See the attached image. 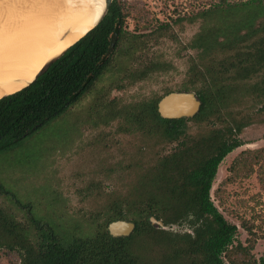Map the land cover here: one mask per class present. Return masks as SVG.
Listing matches in <instances>:
<instances>
[{
	"label": "trees",
	"instance_id": "trees-1",
	"mask_svg": "<svg viewBox=\"0 0 264 264\" xmlns=\"http://www.w3.org/2000/svg\"><path fill=\"white\" fill-rule=\"evenodd\" d=\"M224 11L232 16L233 21L214 32L201 34L192 47L200 50L201 56L205 58L219 50L223 53L233 51V61L230 66L224 61V66L218 63L222 69H218L215 64L208 71L206 69V75L211 74L210 79L201 71L202 86L197 87L199 77L195 76L192 85L186 84L182 88L183 91L194 89L202 102L200 112L192 118H162L158 112L162 97L140 101L121 109L117 107L118 110H110L109 105L107 110L103 105L101 99H104L102 94L107 93V85L104 89H100L99 85L107 75L114 76L115 72H119L131 82H138L165 66L158 63L144 65L147 53H135V46L141 44V36L144 35H134L124 29L125 17L132 12L120 0H114L104 20L34 84L0 100V155L57 120L89 96H94L96 108L102 107L105 111L106 122L121 118L130 128L147 136L159 135L170 142L183 140L176 151L161 157L152 171L139 178L138 187L134 186V190H138L134 200H130V195L114 208L102 212L104 223L89 225L93 231H86L85 236L72 234V225L66 229L64 224L63 228L56 223L41 224L43 216H34L31 213L33 206L31 210L30 206L18 202L0 183V194L11 196L20 208L27 209L30 214L28 223H23L0 206V249L17 255L19 263L13 264L250 263L246 257L249 249L242 245L233 247L231 233L223 238L212 239L215 241L213 244L206 239L190 240L204 229H229L211 200V190L221 162L230 152L243 145L236 135L242 132L247 122H234L223 129H209L205 134L191 136L187 134V123L213 122V118H222L224 109L233 100L247 97V92L252 88L248 83L253 78H257V81L254 82L252 94L257 103L264 102V20L256 25V20L264 17V0L228 4ZM168 26L162 24L161 27ZM114 34H117V40L110 51ZM255 38L257 40L253 41ZM251 40L252 45L244 46L245 42ZM142 44L143 49L144 41ZM127 54L135 55L134 60L138 65L136 71L124 64V55ZM242 91L246 92L242 94ZM169 93L173 92L167 95ZM262 97L263 100H260ZM256 165H259L258 179L264 190V148L249 151L244 158L237 160L232 167L233 176H240L244 172L248 176L254 172ZM151 217L168 227L187 224L192 232L167 231L156 227ZM120 220L135 224L136 229L130 237H114L110 234L109 224ZM246 228L252 232V227ZM250 260L253 259L250 257ZM251 264H264V254L259 260L251 261Z\"/></svg>",
	"mask_w": 264,
	"mask_h": 264
},
{
	"label": "rangeland",
	"instance_id": "rangeland-1",
	"mask_svg": "<svg viewBox=\"0 0 264 264\" xmlns=\"http://www.w3.org/2000/svg\"><path fill=\"white\" fill-rule=\"evenodd\" d=\"M120 1L132 12L125 17L124 29L134 35H144L139 41L141 44L144 41L145 47L142 49L143 44L135 46V53H147V58L144 63H139L165 66L138 82H131L119 72H115L114 76L107 75L99 85L100 89L107 85V93L102 94L104 99H101L107 110L108 105L110 110H118L140 101L163 98L168 92H182V88L190 85L195 76L199 77L197 87H200L201 71L206 75V69L208 71L213 64L217 67L218 63L224 66L223 61L230 66L233 51L223 53L219 50L205 58L192 44L201 34L214 32L233 21L232 16L224 11L228 4L248 0ZM42 4H33L37 11L33 5L30 9L34 10L28 11L35 15L44 6L42 12L45 13L48 3ZM218 4L221 6L217 7ZM263 18L256 20V25H260ZM162 24L169 26L162 28ZM252 44L251 40L245 42L244 46ZM129 55H124V64L136 71L135 55ZM222 68L218 66V69ZM206 76L211 78L210 73ZM256 81L257 78L251 79L248 84L252 88L247 92V97L233 100L224 109L222 118H213V122L187 123V134L191 136L205 134L209 129H223L234 122H247L242 132L236 135L243 145L230 152L221 162L211 190V200L229 229H204L190 240L211 241L231 233L233 247L242 245L249 249L246 256L249 264L264 254V190L258 179L259 165L248 176L247 172L233 176L232 167L249 151L264 148V102L257 103L252 94ZM246 91H242V94ZM191 92L196 93L194 89ZM104 114L102 107L94 106V96H89L0 155L1 185L18 202L30 206L31 210L33 206L31 213L43 216L41 224L56 223L62 228L64 224L66 229L72 225V234L85 236L86 231H93L89 225L104 223L102 212L114 208L130 195V200H134L138 193L134 186L138 187L139 178L152 171L161 157L176 151L183 141L170 142L159 135L147 136L130 128L121 118L106 122ZM0 206L16 215L19 221L28 223L30 214L27 209L20 208L11 196L0 194ZM246 226L252 227V232ZM164 227L167 231L192 232L187 224ZM213 243L215 241H211ZM17 262L19 258L15 253L0 249V264Z\"/></svg>",
	"mask_w": 264,
	"mask_h": 264
},
{
	"label": "bare ground",
	"instance_id": "bare-ground-1",
	"mask_svg": "<svg viewBox=\"0 0 264 264\" xmlns=\"http://www.w3.org/2000/svg\"><path fill=\"white\" fill-rule=\"evenodd\" d=\"M35 3H48V9L43 13L40 6L43 14H37ZM101 4V0H0V98L32 81L58 51L82 37L98 19ZM32 5L35 15L28 11Z\"/></svg>",
	"mask_w": 264,
	"mask_h": 264
},
{
	"label": "water",
	"instance_id": "water-1",
	"mask_svg": "<svg viewBox=\"0 0 264 264\" xmlns=\"http://www.w3.org/2000/svg\"><path fill=\"white\" fill-rule=\"evenodd\" d=\"M101 10L99 13V17L94 23V25L86 31L82 37L77 39L74 42H71L65 45L60 51H58L55 56L48 62L46 65L42 67V69L37 73L35 78L26 83L21 89L14 93L6 94L0 98H3L15 95L26 89L27 87L34 84L48 69L58 61L62 56L68 52L70 48H72L75 44H77L81 39L87 36L91 31H93L106 17L108 14L110 7L112 6L114 0H101ZM77 24H74L66 29L65 34H70L75 28ZM117 40V34H114L112 37V44L110 47V51L113 49ZM202 107V102L198 95L191 91H182V92H173L164 96L158 103V112L160 116L164 119H183V118H192L196 116ZM151 222L160 225L162 229H165L163 222L158 221L155 218L150 219ZM167 229V228H166ZM108 230L110 234L114 237H130L133 231L135 230V224L130 221L120 220L115 221L109 224Z\"/></svg>",
	"mask_w": 264,
	"mask_h": 264
}]
</instances>
